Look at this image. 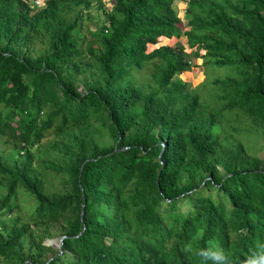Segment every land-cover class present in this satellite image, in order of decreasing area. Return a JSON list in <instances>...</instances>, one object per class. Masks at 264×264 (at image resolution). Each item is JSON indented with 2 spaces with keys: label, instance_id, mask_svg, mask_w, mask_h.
Masks as SVG:
<instances>
[{
  "label": "trees",
  "instance_id": "obj_1",
  "mask_svg": "<svg viewBox=\"0 0 264 264\" xmlns=\"http://www.w3.org/2000/svg\"><path fill=\"white\" fill-rule=\"evenodd\" d=\"M30 1L0 0V264H203L215 242L239 261L264 242V0H182L184 23L181 0H109L84 33L101 0ZM180 36L226 68L208 101L173 79L193 64L158 43ZM19 194L28 221L6 219Z\"/></svg>",
  "mask_w": 264,
  "mask_h": 264
},
{
  "label": "rangeland",
  "instance_id": "obj_2",
  "mask_svg": "<svg viewBox=\"0 0 264 264\" xmlns=\"http://www.w3.org/2000/svg\"><path fill=\"white\" fill-rule=\"evenodd\" d=\"M104 4L103 7L98 5V2H95L93 4V7L87 12L88 18H91V21H83L85 24L83 26L82 33H84L85 29L87 27H98V25L101 24V21L104 19L105 11H108L110 7L112 6V2L108 0H101ZM176 13L177 15L182 19V23L185 22V7L186 3L185 1H178L176 2ZM158 44H167V45H177L183 49L184 57L186 56L189 61L193 64V67L191 71H184L182 73H176V75L173 76V79H176L177 77L181 80L187 82L188 87L190 90L193 91L194 94H198L202 96L206 101L209 100V97L207 96V85L206 82L211 79V77L214 74H220L225 75L226 74V68L225 67H219L215 69L213 66L208 65L206 67H203L201 65L202 59L197 58L193 59L191 56L192 49L189 48L186 38L184 36H180L179 38L173 37L169 39H165L160 41ZM154 48V45L148 44L147 50L150 51ZM197 65V66H196ZM148 78V74L145 76ZM228 132H231V129H227ZM53 137V134L51 132H48L46 136L42 139L41 143L38 147H34V153L37 154V159L35 161L39 162L41 160H47L50 159L49 156L44 154V148L45 144L51 140ZM4 141V140H3ZM10 141V140H9ZM11 142V141H10ZM13 143V142H12ZM12 143H6V142H0V152H5V154L10 153L11 159H14L16 157V150L12 148ZM253 151L255 154L259 157H262L264 159V135H260L259 137L254 139L253 142ZM21 151V150H19ZM19 155H22L19 153ZM46 180L49 182H52L54 187L56 189L63 188L62 184L60 183V178L55 177L53 174H48L45 176ZM0 187V192H1ZM17 207L14 209V212L7 215L6 219L10 220L12 217L17 216L22 221H28L30 216V211L32 207V199L28 198V196L24 194H19L17 200H16ZM1 225V224H0ZM61 236L59 235L58 231L54 230L52 235L50 237H47L44 240V244L47 246H50L53 248V250L59 249V242H60ZM52 255V252L49 253Z\"/></svg>",
  "mask_w": 264,
  "mask_h": 264
},
{
  "label": "clouds",
  "instance_id": "obj_3",
  "mask_svg": "<svg viewBox=\"0 0 264 264\" xmlns=\"http://www.w3.org/2000/svg\"><path fill=\"white\" fill-rule=\"evenodd\" d=\"M30 3L34 4L37 8H42L45 5V0H33ZM185 250L191 251V244L187 245ZM196 254L202 259L203 264H208V262H211V264H264V242H257L249 250V253L239 261L233 260L219 242L199 249Z\"/></svg>",
  "mask_w": 264,
  "mask_h": 264
},
{
  "label": "water",
  "instance_id": "obj_4",
  "mask_svg": "<svg viewBox=\"0 0 264 264\" xmlns=\"http://www.w3.org/2000/svg\"><path fill=\"white\" fill-rule=\"evenodd\" d=\"M64 237H65V236L63 235V236H61V238H60L59 248H61V245H62V239H63Z\"/></svg>",
  "mask_w": 264,
  "mask_h": 264
}]
</instances>
